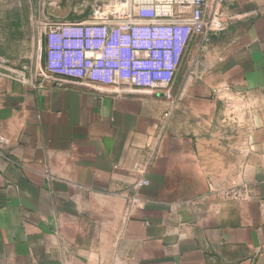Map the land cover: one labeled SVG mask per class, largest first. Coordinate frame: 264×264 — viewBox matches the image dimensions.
I'll return each instance as SVG.
<instances>
[{
	"label": "crops",
	"instance_id": "0c3cea01",
	"mask_svg": "<svg viewBox=\"0 0 264 264\" xmlns=\"http://www.w3.org/2000/svg\"><path fill=\"white\" fill-rule=\"evenodd\" d=\"M206 18L153 91L16 78L0 6V264H264V0Z\"/></svg>",
	"mask_w": 264,
	"mask_h": 264
},
{
	"label": "built area",
	"instance_id": "2783aa9c",
	"mask_svg": "<svg viewBox=\"0 0 264 264\" xmlns=\"http://www.w3.org/2000/svg\"><path fill=\"white\" fill-rule=\"evenodd\" d=\"M82 1L77 0L73 13L79 16L91 6L87 22L50 20L61 11L51 3L44 23L49 35L48 77L168 89L193 36L224 30L218 19L207 20L208 0ZM9 143L0 133V147ZM230 196L238 199L240 192L234 190Z\"/></svg>",
	"mask_w": 264,
	"mask_h": 264
},
{
	"label": "rangeland",
	"instance_id": "374dc122",
	"mask_svg": "<svg viewBox=\"0 0 264 264\" xmlns=\"http://www.w3.org/2000/svg\"><path fill=\"white\" fill-rule=\"evenodd\" d=\"M96 1L90 0V3L94 4ZM54 2L61 7V11L57 12L56 16L49 17L52 21L61 22L66 16L70 15V19L74 17L77 21L87 22L92 15L91 6L82 10L79 16L75 15L73 13V7L77 3V0H0V6L5 20L12 23L15 18L18 21L17 33L6 34L4 36L6 50L9 53H13L10 50L15 47L18 56H28L25 58L5 60V64L18 79L36 81L40 78L48 77L46 66L49 53V35L47 30H43V28L39 29L36 23L37 21H42L39 17L40 7L42 6L41 9L44 11L41 15L43 18L44 14L48 15L49 11L52 12L53 7L51 3ZM9 29L12 28L10 27ZM187 48L188 45L184 50L181 63L172 82H174L180 72ZM30 50L32 53H29Z\"/></svg>",
	"mask_w": 264,
	"mask_h": 264
}]
</instances>
